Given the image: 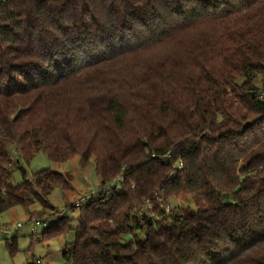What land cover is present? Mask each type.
Instances as JSON below:
<instances>
[{"label": "trees", "instance_id": "trees-1", "mask_svg": "<svg viewBox=\"0 0 264 264\" xmlns=\"http://www.w3.org/2000/svg\"><path fill=\"white\" fill-rule=\"evenodd\" d=\"M40 151L124 179L50 217L71 264H264V0H0V214L70 188Z\"/></svg>", "mask_w": 264, "mask_h": 264}, {"label": "rangeland", "instance_id": "rangeland-1", "mask_svg": "<svg viewBox=\"0 0 264 264\" xmlns=\"http://www.w3.org/2000/svg\"><path fill=\"white\" fill-rule=\"evenodd\" d=\"M27 178L47 169L64 174L70 188L55 187L48 199L53 209L44 208L36 201L29 207L16 205L0 214V264H71L65 259L63 250L70 246L75 238V231L66 235H59L51 239H44L42 233L51 224V216L56 213L68 214L72 217L71 225L77 226L78 210L71 206L81 197L90 195L101 186L100 178L95 171L94 160L83 165L81 158L75 156L64 162L52 161L46 152L40 151L29 164H23ZM12 182L21 183L24 180L22 170L16 169L12 175ZM108 185V184H107ZM198 207L188 197H181L170 201L166 212L169 217L178 212H192ZM41 221L36 225V221ZM158 220H163L159 217ZM46 224V225H44Z\"/></svg>", "mask_w": 264, "mask_h": 264}, {"label": "built area", "instance_id": "built-area-1", "mask_svg": "<svg viewBox=\"0 0 264 264\" xmlns=\"http://www.w3.org/2000/svg\"><path fill=\"white\" fill-rule=\"evenodd\" d=\"M170 157L171 156L168 154L162 158V161L167 164L170 161ZM182 165H183L182 162H176L175 163V166H177L179 168H181ZM123 181H124V179L122 177L117 178V179L113 180L111 183H109L108 185L103 186V188L95 189L90 195H88L86 197H81L80 199L77 200L76 204H80V203H84V202L88 201L92 196L98 195L102 190H104L106 192H110L111 190L118 191L122 188ZM40 224H41V221L37 220L36 225H40ZM44 225H46V224H44Z\"/></svg>", "mask_w": 264, "mask_h": 264}]
</instances>
